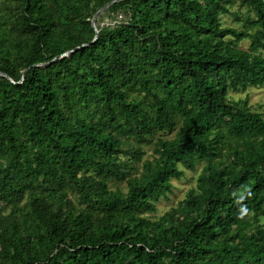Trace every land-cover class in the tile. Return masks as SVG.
<instances>
[{
    "label": "trees",
    "instance_id": "16d2710c",
    "mask_svg": "<svg viewBox=\"0 0 264 264\" xmlns=\"http://www.w3.org/2000/svg\"><path fill=\"white\" fill-rule=\"evenodd\" d=\"M0 74V264H264V0H2Z\"/></svg>",
    "mask_w": 264,
    "mask_h": 264
},
{
    "label": "rangeland",
    "instance_id": "374dc122",
    "mask_svg": "<svg viewBox=\"0 0 264 264\" xmlns=\"http://www.w3.org/2000/svg\"><path fill=\"white\" fill-rule=\"evenodd\" d=\"M1 2L2 0H0V3ZM231 12L236 13L241 18L245 17L248 14L246 8L240 7V3H238L234 8H232ZM128 19L129 17L124 11L123 12L118 11L114 13V12H109L107 9L104 10V12L99 13V15L96 17L97 22L100 23L101 26L106 25L112 27L115 26L117 22L120 23L123 20L127 21ZM222 21L225 26L236 27V28L242 27L241 23L237 22L233 17L229 15H223ZM95 27H97L96 24ZM239 46L246 49L249 46V41L248 40L242 41L239 44ZM246 97H249L250 105L253 108V110L264 113V88H251L246 93H241V94L230 93V98L233 101H238ZM142 150L145 153V155L142 158V162H138L127 157H122V161L124 163H127L128 164L127 167L129 168H135L141 170L144 161L146 160L152 161L154 158L153 146H144ZM203 167L204 164H201L200 166L197 167L195 171H188L181 166V169L185 171L184 178L180 181L172 180V184L174 186L173 193L169 195L168 198L160 201V203L157 205V211L154 214H146L145 216L153 221H157L172 208H177L178 205L187 198L189 192L192 189L196 188L197 180L200 174L202 173ZM109 186L113 190H115L116 188H120L121 190L126 192V184L124 183H120L118 181H111L109 183ZM69 198L73 200V202L76 204L77 207V197L74 194H71ZM25 203L26 200L22 203V205H24ZM81 207L84 208V206ZM11 210L12 207L10 205L4 206L2 203H0V212L3 213L4 215H8L11 212Z\"/></svg>",
    "mask_w": 264,
    "mask_h": 264
},
{
    "label": "water",
    "instance_id": "95a60500",
    "mask_svg": "<svg viewBox=\"0 0 264 264\" xmlns=\"http://www.w3.org/2000/svg\"><path fill=\"white\" fill-rule=\"evenodd\" d=\"M116 1H114V2H112V3H110V4H107V5H105L96 15H95V17L93 18V24H94V27H95V22H96V17L99 15V13H102V12H104V10H106V9H108L113 3H115ZM97 31V30H96ZM97 36H98V31H97ZM96 36V37H97ZM71 53H73V52H70V53H67V54H65V56H68V55H70ZM2 75V74H1Z\"/></svg>",
    "mask_w": 264,
    "mask_h": 264
}]
</instances>
